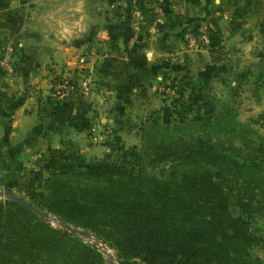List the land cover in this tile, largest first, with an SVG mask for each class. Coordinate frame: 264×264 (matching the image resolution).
<instances>
[{
    "label": "rangeland",
    "instance_id": "374dc122",
    "mask_svg": "<svg viewBox=\"0 0 264 264\" xmlns=\"http://www.w3.org/2000/svg\"><path fill=\"white\" fill-rule=\"evenodd\" d=\"M258 1L0 0V189L66 230L57 223L65 220L43 205V179L55 167L116 161L122 151L116 145L139 148L150 136L230 142L238 164L258 155L264 141ZM247 21L255 24L256 40L243 46ZM124 46L142 53L145 65L128 66ZM162 105L174 111L166 126L159 122ZM181 157L147 170L158 178L188 171ZM220 180L228 210L237 215L242 208L235 201L246 200V187L257 182L231 174ZM242 211L253 236L245 249L258 258L253 264H264V206L253 200ZM69 224L88 233L73 236L94 247L104 264L109 255L118 264L108 241Z\"/></svg>",
    "mask_w": 264,
    "mask_h": 264
},
{
    "label": "trees",
    "instance_id": "16d2710c",
    "mask_svg": "<svg viewBox=\"0 0 264 264\" xmlns=\"http://www.w3.org/2000/svg\"><path fill=\"white\" fill-rule=\"evenodd\" d=\"M124 50L128 66L145 65L142 53L125 46ZM160 111L159 122L171 123L173 109L162 105ZM228 144L200 136H150L139 148L116 145L122 150L116 161L52 169L43 179V205L108 241L118 264H253L258 258H250L245 249L253 236L242 210L253 200L264 206V141L254 151L258 155H248L240 164L229 150L237 147ZM178 153L179 163L188 171L158 178L147 170ZM228 174L257 182L246 187V200L235 201L242 208L237 215L230 214L222 191L220 179ZM0 264L104 263L91 245L4 198L0 199Z\"/></svg>",
    "mask_w": 264,
    "mask_h": 264
},
{
    "label": "water",
    "instance_id": "95a60500",
    "mask_svg": "<svg viewBox=\"0 0 264 264\" xmlns=\"http://www.w3.org/2000/svg\"><path fill=\"white\" fill-rule=\"evenodd\" d=\"M0 196L11 199L15 203H17L21 207H23L31 215H33L37 218L43 219L45 221H54V219H52V217L48 213L38 209L37 207L33 206L30 203H28L24 198L17 195L16 193H14L10 189H0ZM57 223H59L63 228H65L72 235H76V236H87L88 235L87 232H85V231H83V230H81L75 226L70 225L66 221H58ZM100 249L102 252L105 253L106 250L104 249L103 246H100ZM106 262H107V264H115L114 261L111 259V255H109L107 257Z\"/></svg>",
    "mask_w": 264,
    "mask_h": 264
},
{
    "label": "crops",
    "instance_id": "0c3cea01",
    "mask_svg": "<svg viewBox=\"0 0 264 264\" xmlns=\"http://www.w3.org/2000/svg\"><path fill=\"white\" fill-rule=\"evenodd\" d=\"M249 11V10H248ZM249 14L251 12H248ZM253 13V11H252ZM257 41L259 44H264V0H259L258 1V16H257ZM245 27L242 29V30H245V34H246V38L243 39V46H244V43H248V45L250 44L251 41L253 40H256V34H254V36L251 34V30H250V26H254L255 27V24L254 22H251V21H247L245 23ZM253 29V28H252ZM25 116H28V115H25ZM26 119H24L25 121ZM11 125L15 126V125H21V121L20 123H14V121L11 123ZM13 132V130H11ZM1 152H2V149H0Z\"/></svg>",
    "mask_w": 264,
    "mask_h": 264
},
{
    "label": "bare ground",
    "instance_id": "6f19581e",
    "mask_svg": "<svg viewBox=\"0 0 264 264\" xmlns=\"http://www.w3.org/2000/svg\"><path fill=\"white\" fill-rule=\"evenodd\" d=\"M105 250H106V249H105ZM104 254H106V255H107V254H108V250H106Z\"/></svg>",
    "mask_w": 264,
    "mask_h": 264
}]
</instances>
